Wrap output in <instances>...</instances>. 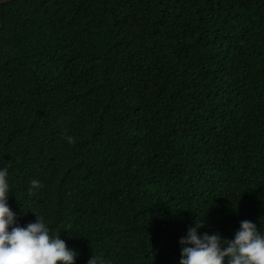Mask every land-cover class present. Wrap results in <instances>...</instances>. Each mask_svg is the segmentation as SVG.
Wrapping results in <instances>:
<instances>
[{
  "label": "trees",
  "instance_id": "trees-1",
  "mask_svg": "<svg viewBox=\"0 0 264 264\" xmlns=\"http://www.w3.org/2000/svg\"><path fill=\"white\" fill-rule=\"evenodd\" d=\"M4 166L17 222L75 264H179L195 222L260 228L264 0L1 4Z\"/></svg>",
  "mask_w": 264,
  "mask_h": 264
},
{
  "label": "clouds",
  "instance_id": "clouds-1",
  "mask_svg": "<svg viewBox=\"0 0 264 264\" xmlns=\"http://www.w3.org/2000/svg\"><path fill=\"white\" fill-rule=\"evenodd\" d=\"M72 138L68 137V142ZM7 166L0 167V264H75L76 251L68 247L59 233L50 234L44 219L21 226L8 203L11 185ZM42 187L32 179L30 192ZM203 221L195 222L179 238V264H264V231L250 220L240 221L234 238L219 232H199ZM88 264H103L91 257Z\"/></svg>",
  "mask_w": 264,
  "mask_h": 264
},
{
  "label": "water",
  "instance_id": "water-1",
  "mask_svg": "<svg viewBox=\"0 0 264 264\" xmlns=\"http://www.w3.org/2000/svg\"><path fill=\"white\" fill-rule=\"evenodd\" d=\"M9 1H12V0H0V5L3 3L9 2Z\"/></svg>",
  "mask_w": 264,
  "mask_h": 264
}]
</instances>
